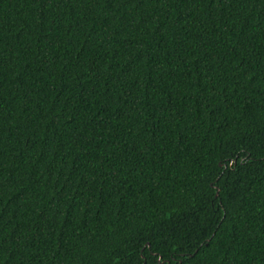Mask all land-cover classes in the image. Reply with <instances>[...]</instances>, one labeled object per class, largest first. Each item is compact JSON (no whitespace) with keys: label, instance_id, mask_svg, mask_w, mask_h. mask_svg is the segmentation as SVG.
Masks as SVG:
<instances>
[{"label":"trees","instance_id":"1","mask_svg":"<svg viewBox=\"0 0 264 264\" xmlns=\"http://www.w3.org/2000/svg\"><path fill=\"white\" fill-rule=\"evenodd\" d=\"M0 264H264V0H0Z\"/></svg>","mask_w":264,"mask_h":264}]
</instances>
